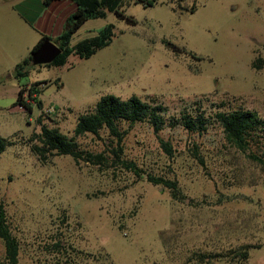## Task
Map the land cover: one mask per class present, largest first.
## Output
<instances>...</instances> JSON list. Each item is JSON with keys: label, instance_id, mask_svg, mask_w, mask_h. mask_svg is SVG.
Masks as SVG:
<instances>
[{"label": "rangeland", "instance_id": "obj_1", "mask_svg": "<svg viewBox=\"0 0 264 264\" xmlns=\"http://www.w3.org/2000/svg\"><path fill=\"white\" fill-rule=\"evenodd\" d=\"M42 1L0 0V136L11 139L0 152V199L18 264H227L189 257L242 243H260L245 264H264V166L251 158L264 159V128L241 151L214 118L242 108L264 119V0H125L122 17L88 19L69 40L111 23L106 46L60 65L29 62L17 78L14 66L39 39L23 7L35 13ZM32 83L41 109L24 92L28 111L14 101ZM105 94L161 103V128L118 121L119 143L105 128L76 136L80 149L105 156L100 163L55 151L41 162L30 151L40 124L69 137ZM200 111L204 130L180 124ZM146 175L175 181L180 196ZM3 251L0 239V259Z\"/></svg>", "mask_w": 264, "mask_h": 264}, {"label": "trees", "instance_id": "obj_2", "mask_svg": "<svg viewBox=\"0 0 264 264\" xmlns=\"http://www.w3.org/2000/svg\"><path fill=\"white\" fill-rule=\"evenodd\" d=\"M51 0H43V4L47 5ZM75 4L74 11L66 18L63 30L54 38L42 35L38 41L30 48L29 54L14 66L13 74L15 77L26 74L25 66L30 62V53L35 50L43 39H49L55 43L60 52L53 60L46 65H60L65 62L69 54H76L79 58H87L97 49L106 46L113 35L112 24L104 25L95 35L85 37L76 43L70 45L69 40L72 33L86 20L96 17H104L107 12H114L117 16L122 17L121 7L125 0H70ZM146 5H151V0H139ZM194 3V0H192ZM192 9H190V12ZM254 66V62L252 63ZM19 85L14 104L21 105L24 109L30 110V105L22 99V94L35 100V105L41 109V101L35 99L39 93L36 83L29 84L24 87ZM165 110L161 103H156L153 99L149 102L142 100L136 95H130L126 99H121L113 94H105L98 98L93 110L77 116L73 126L72 135L66 136L58 131L56 127H47L40 124L38 133L32 134L29 138L32 141L37 139L38 143L30 144V151L37 157L39 161H44L46 155L55 151L57 154H68L77 162L79 159L90 162L100 163L105 161L102 153H91L80 149L75 140L76 136L84 133L98 134L99 129L105 128L108 134L113 137L117 143L120 142L123 131L118 128V121H127L134 123L137 121H147L157 131L163 124L162 113ZM215 120L222 127L224 139L227 144L235 149L244 151L252 139V135L259 129L264 128V119L261 118L255 110L236 108L230 111H216L214 113ZM40 123V117H37ZM180 124L188 131L204 130L207 120L203 112H197L194 115L182 113L179 119ZM11 143V139L0 136V152L6 145ZM165 149L169 151V145L164 143ZM120 150V147H118ZM251 158L264 166V159H260L255 155ZM125 165L131 170H136L131 162ZM146 179L154 184H162L170 189L173 199L180 196L176 182L163 179L160 177H152L146 175ZM165 231L158 232L162 244L166 243ZM0 239L3 243V256L0 264H18V243L14 235L10 232L7 225L6 214L3 201L0 199ZM260 243L250 244L242 243L235 247L228 248L225 251H193L191 259L197 263H209L212 260H222L227 264H245L248 258L249 250L258 247Z\"/></svg>", "mask_w": 264, "mask_h": 264}, {"label": "crops", "instance_id": "obj_3", "mask_svg": "<svg viewBox=\"0 0 264 264\" xmlns=\"http://www.w3.org/2000/svg\"><path fill=\"white\" fill-rule=\"evenodd\" d=\"M43 5L45 7L35 13H30V9L23 7V18L39 33V38L42 35L54 38L63 30L65 20L74 11L75 4L70 0H51ZM53 6V11H47Z\"/></svg>", "mask_w": 264, "mask_h": 264}, {"label": "water", "instance_id": "obj_4", "mask_svg": "<svg viewBox=\"0 0 264 264\" xmlns=\"http://www.w3.org/2000/svg\"><path fill=\"white\" fill-rule=\"evenodd\" d=\"M60 52L59 47L49 39H43L38 47L30 53L32 64H46Z\"/></svg>", "mask_w": 264, "mask_h": 264}, {"label": "built area", "instance_id": "obj_5", "mask_svg": "<svg viewBox=\"0 0 264 264\" xmlns=\"http://www.w3.org/2000/svg\"><path fill=\"white\" fill-rule=\"evenodd\" d=\"M27 97V96H26ZM28 98V97H27Z\"/></svg>", "mask_w": 264, "mask_h": 264}]
</instances>
